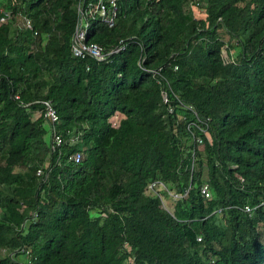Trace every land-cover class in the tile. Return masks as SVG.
I'll list each match as a JSON object with an SVG mask.
<instances>
[{"label":"trees","instance_id":"obj_1","mask_svg":"<svg viewBox=\"0 0 264 264\" xmlns=\"http://www.w3.org/2000/svg\"><path fill=\"white\" fill-rule=\"evenodd\" d=\"M77 1L0 0L31 23L0 21V264H264V0H116L101 59L70 52Z\"/></svg>","mask_w":264,"mask_h":264},{"label":"built area","instance_id":"obj_2","mask_svg":"<svg viewBox=\"0 0 264 264\" xmlns=\"http://www.w3.org/2000/svg\"><path fill=\"white\" fill-rule=\"evenodd\" d=\"M196 4V0H190L188 2V6L190 7V3ZM117 11V2L116 0H95L94 2H87L85 5L83 4V0H78L75 4V13L76 19L73 24V30L71 33L70 52L79 57L83 56H91L95 59H101L105 56L106 53L116 51L122 45H116L109 49L106 52H103L101 46L95 42H86L84 41L85 29L87 25L86 17L88 15H92L94 12L98 13L100 19L107 25L110 26L115 21V15ZM14 16L20 23L22 27L31 29V23L29 17L24 14H21L19 11L14 12L10 8H2L0 7V21H4L9 17ZM35 33V31H32ZM175 68V66H174ZM162 100L165 101L166 97L164 94L161 95ZM13 97H17V94H13ZM36 102L41 104L42 114L49 122V131H48V145L50 150L54 149L59 145L61 138L60 134L54 126L55 121L57 119L56 113L51 107L50 103L47 100L37 99ZM179 103L188 108L190 114L189 117L185 121V129L188 131L190 135V139L196 145H201L204 140L209 141L210 137L208 134L209 127V118L208 116L199 115L195 109L192 108L190 104H184L179 101ZM27 104V103H24ZM167 110L171 111V106L167 105ZM37 112V111H36ZM184 116L181 115V119ZM77 152L71 153L69 158H72L74 161L78 158ZM40 169H36V173H39ZM165 189L167 193L170 194L171 198L178 197L180 194L171 192L166 189L162 181L158 178H155L151 181H148L144 187V191L154 192L158 194L159 189ZM199 191L203 196H208L209 191L207 187V183L205 181L201 182L199 186ZM159 196V194H158ZM244 209L248 210V205H244ZM34 214V213H33ZM196 239H199V235H196ZM21 253L23 258L20 261V264H33L32 259L30 258V252L25 247H18L14 251L10 252V255H14L16 253ZM128 260H131V257H128Z\"/></svg>","mask_w":264,"mask_h":264},{"label":"rangeland","instance_id":"obj_3","mask_svg":"<svg viewBox=\"0 0 264 264\" xmlns=\"http://www.w3.org/2000/svg\"><path fill=\"white\" fill-rule=\"evenodd\" d=\"M189 9L191 10L192 15L195 16V17H202L204 15V11H203L202 7L198 3L196 5V4H193L191 2ZM114 118L111 117L110 120L113 121ZM203 174H204V171H203ZM161 204H162V206L164 205L163 203H161ZM169 205H171V204H169ZM165 207H166L167 210L170 209V206H165ZM9 255H10V253H9ZM10 256H14V255L12 254ZM22 258H23V255L21 253H16L15 254V259L21 260Z\"/></svg>","mask_w":264,"mask_h":264}]
</instances>
